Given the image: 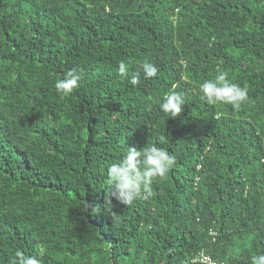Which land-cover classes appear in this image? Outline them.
Returning <instances> with one entry per match:
<instances>
[{
    "label": "trees",
    "instance_id": "16d2710c",
    "mask_svg": "<svg viewBox=\"0 0 264 264\" xmlns=\"http://www.w3.org/2000/svg\"><path fill=\"white\" fill-rule=\"evenodd\" d=\"M220 71L247 89L240 108L202 98ZM173 85L186 104L170 118ZM152 144L176 163L151 196L109 197L108 165ZM17 251L40 264L264 254V0H0V264Z\"/></svg>",
    "mask_w": 264,
    "mask_h": 264
},
{
    "label": "clouds",
    "instance_id": "9594fccd",
    "mask_svg": "<svg viewBox=\"0 0 264 264\" xmlns=\"http://www.w3.org/2000/svg\"><path fill=\"white\" fill-rule=\"evenodd\" d=\"M142 71L145 77H153L157 74L156 66L149 62L142 64ZM118 74L121 77L129 76V68L123 61L118 65ZM80 79L77 70L72 69L63 79L55 83V89L61 99L69 96L79 86ZM129 83L133 86L139 84V73L132 74ZM177 87L178 85H173L160 103L161 111L170 118L177 117L186 104L184 93L176 91ZM199 88L202 98L209 105H231L234 109H238L249 99L247 89L231 82L226 71H220L214 79L203 81ZM127 149L121 162L112 163L107 167L108 196L124 205H131L139 197L151 196L153 180L165 178L176 161L165 149L155 144L139 150L136 147ZM13 264H40V261L36 256H25L17 251ZM251 264H264V254L252 256Z\"/></svg>",
    "mask_w": 264,
    "mask_h": 264
},
{
    "label": "built area",
    "instance_id": "2783aa9c",
    "mask_svg": "<svg viewBox=\"0 0 264 264\" xmlns=\"http://www.w3.org/2000/svg\"><path fill=\"white\" fill-rule=\"evenodd\" d=\"M195 260H199L207 264H216L215 261L211 260L209 256L205 255L203 252L198 253L197 257H195ZM220 264H223V263H220Z\"/></svg>",
    "mask_w": 264,
    "mask_h": 264
}]
</instances>
